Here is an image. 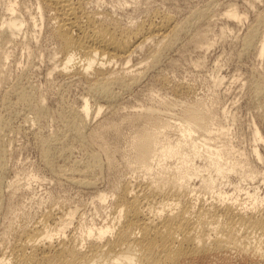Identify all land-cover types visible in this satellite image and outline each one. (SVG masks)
<instances>
[{
  "label": "bare ground",
  "instance_id": "1",
  "mask_svg": "<svg viewBox=\"0 0 264 264\" xmlns=\"http://www.w3.org/2000/svg\"><path fill=\"white\" fill-rule=\"evenodd\" d=\"M103 1L0 0V80H8L10 56L26 68L3 91L2 104L8 114L13 103L25 106L28 120L48 113L27 79L35 66L47 78L54 74L62 86L83 85L78 104L61 106L56 112L64 130L42 141L54 177L83 189L97 188L90 174L102 168V160L98 153L69 162L70 142L102 146L106 132L119 133L121 122L112 121L96 130L90 129L89 119L160 70L189 29L170 11L128 23L115 14L117 6L101 8ZM246 1L254 6L257 0ZM127 3L118 2L121 6ZM211 14L208 8L193 12L203 19ZM220 14L237 22L245 17L232 5ZM263 25L264 16L259 15L241 38L243 53L256 47L259 58L264 57ZM227 28H221L222 35ZM217 34L208 25L194 46L208 51ZM151 43L152 51L138 58L139 51ZM250 73L252 100L259 102L264 93L258 78L262 73L258 66ZM164 84H169L168 79ZM148 90L154 103L138 106L128 120L137 127L130 151L143 173L97 189L93 202L99 207L105 202L109 205L99 221L94 213L82 216L62 203L46 209L31 223H9L2 216L0 264H264V145L260 144L264 133L256 119L250 124V148L237 147L217 116L214 100L194 96L183 103L175 96L154 97L153 87ZM172 90L192 92L185 82L173 84ZM174 104L182 105L178 123L165 110ZM228 112L224 107L223 115ZM174 126H179L180 134L168 138L166 133ZM3 138L0 134L1 195L5 186L11 193L20 186L16 178L6 179L7 141ZM173 155L178 162L168 164ZM56 157L69 165L54 168ZM31 185L28 182L27 187Z\"/></svg>",
  "mask_w": 264,
  "mask_h": 264
},
{
  "label": "rangeland",
  "instance_id": "2",
  "mask_svg": "<svg viewBox=\"0 0 264 264\" xmlns=\"http://www.w3.org/2000/svg\"><path fill=\"white\" fill-rule=\"evenodd\" d=\"M119 1L122 0H104L100 7L117 6L115 14L128 23L132 20L142 21L148 16L152 17L156 12L170 11L175 14L180 25H188L189 29L181 35L180 41L174 45V50L169 52L163 60L160 70L155 71L153 76H146L140 84L125 92L115 104L103 107L101 113L89 119L90 129L96 130L104 129L112 121L121 122L119 133L106 132L102 146L94 143L80 145L75 141L70 142L72 156L69 162L72 159L80 160L100 154L102 168L90 174L98 182L97 188L94 189H83L66 179L61 180L54 177L53 170L46 163L42 146V141L48 136L64 130V124L56 112L61 106L77 105L83 85L62 86V81L55 78L54 74L47 78L43 69L35 66L36 68L33 67L35 71L32 69L27 79L30 78L29 80L36 87L35 95L43 99L48 107V113L37 119L28 120L26 114L29 111L25 109V106L13 103L10 108L12 113L8 114L2 104L3 91L10 87L11 83L26 69L23 66L24 69L19 67L15 56L9 57V71L6 73L8 80H0V111H3V117L0 112V134L7 141L6 179L10 181L11 178H16L20 186L15 193H11L9 186L4 187L6 190L4 189L5 192L3 191L2 195L0 193L2 196L0 198L3 200L0 199V214H2L0 220L3 221L5 218L3 219L2 216H6L5 221L7 222L14 220L16 224L31 223L46 209L50 207L55 209L62 203L61 205L66 208L76 209L82 216L91 217L94 213L99 221L100 213L106 212L109 205L105 202L99 207L96 201L93 202L97 189L110 188L144 171L136 166L134 156L130 151L131 135L137 127L135 122L128 120L134 117L138 106L154 103L155 99L148 96V89L152 87L155 88L154 97L171 98L175 96L183 103L191 102L194 96H204L207 102L214 100L213 107L216 109L217 116L229 128L228 136L234 139L237 147L250 148L253 139L250 124L253 118L256 119L261 132L264 133V116L262 115L264 93L259 102H254L248 80L251 76L250 72L258 66L262 73L258 78L264 85V57L259 58L256 47L243 53L241 45V38L248 28L254 24L259 15L264 16V0H257L254 6L247 5L246 0H128L125 6L119 5ZM95 5L98 6V4ZM230 5L237 7L244 14L242 21L237 22L220 14ZM89 6L91 9L95 7L94 3ZM205 8L212 10L209 19L194 17L195 10ZM191 22L193 25L190 24ZM208 25L218 33L217 40L208 51H202L194 44L197 35ZM225 27H228V32L222 35L221 28ZM153 45V43L148 44L142 51H139L138 58L148 55ZM199 61L203 63L196 65ZM39 69H42V72ZM165 79H168V85L164 84ZM183 82L190 85L192 92L176 93L172 90L173 84ZM9 98L14 100L13 97L8 96V100ZM170 107L172 109L165 110L173 113L171 119L176 120L177 123L182 121L180 118L182 105L174 104ZM224 107L230 110L227 116L223 115ZM178 127L174 126L167 131L168 138L176 139L179 136ZM201 137L205 136L201 134ZM260 144L264 145V143ZM59 158L53 159L54 168L69 165ZM178 160L179 158L173 155L168 158L167 162L173 164ZM28 182L32 184L29 188L27 187ZM9 192L11 194H7ZM56 202L59 203L56 204ZM1 224L0 234L3 233Z\"/></svg>",
  "mask_w": 264,
  "mask_h": 264
}]
</instances>
